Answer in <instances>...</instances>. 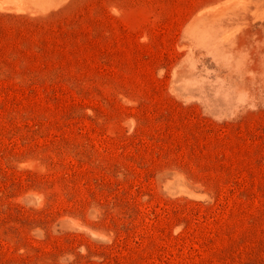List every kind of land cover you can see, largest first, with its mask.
Returning <instances> with one entry per match:
<instances>
[{
  "label": "rangeland",
  "instance_id": "1",
  "mask_svg": "<svg viewBox=\"0 0 264 264\" xmlns=\"http://www.w3.org/2000/svg\"><path fill=\"white\" fill-rule=\"evenodd\" d=\"M0 264H264V0H0Z\"/></svg>",
  "mask_w": 264,
  "mask_h": 264
}]
</instances>
